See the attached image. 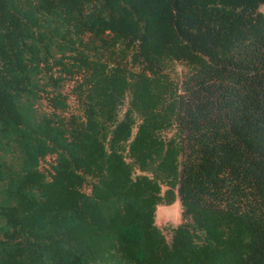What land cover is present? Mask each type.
<instances>
[{
	"label": "trees",
	"instance_id": "obj_1",
	"mask_svg": "<svg viewBox=\"0 0 264 264\" xmlns=\"http://www.w3.org/2000/svg\"><path fill=\"white\" fill-rule=\"evenodd\" d=\"M262 7L0 0V264H264Z\"/></svg>",
	"mask_w": 264,
	"mask_h": 264
},
{
	"label": "rangeland",
	"instance_id": "obj_2",
	"mask_svg": "<svg viewBox=\"0 0 264 264\" xmlns=\"http://www.w3.org/2000/svg\"><path fill=\"white\" fill-rule=\"evenodd\" d=\"M264 10V7H262ZM181 221V206L176 198L171 204H159L156 210V223L166 231V225Z\"/></svg>",
	"mask_w": 264,
	"mask_h": 264
}]
</instances>
